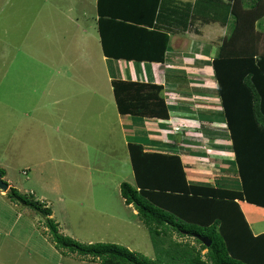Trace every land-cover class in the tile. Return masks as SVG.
I'll return each mask as SVG.
<instances>
[{
	"label": "trees",
	"instance_id": "16d2710c",
	"mask_svg": "<svg viewBox=\"0 0 264 264\" xmlns=\"http://www.w3.org/2000/svg\"><path fill=\"white\" fill-rule=\"evenodd\" d=\"M223 1L197 0L186 12L179 7L165 12L162 0H98V31L108 59L164 63L170 36L161 27L162 17L184 32L196 21L224 25L234 20L232 35L220 47L213 70L241 189L189 184L179 156L146 153L130 143L136 187L123 182L120 191L149 231L156 251V259L150 260L116 243L84 244L61 234L47 204L9 187L8 200L42 216L51 241L64 255L101 264H264V234L254 235L239 205L246 201L264 207V53L254 30L264 16V0H255L243 12L241 0ZM237 34L244 35L245 49L232 54L229 45ZM112 89L121 115L169 120L162 86L115 79ZM0 172L4 178V170ZM173 232L194 238L201 247L172 242ZM199 237L210 239L211 246Z\"/></svg>",
	"mask_w": 264,
	"mask_h": 264
},
{
	"label": "rangeland",
	"instance_id": "374dc122",
	"mask_svg": "<svg viewBox=\"0 0 264 264\" xmlns=\"http://www.w3.org/2000/svg\"><path fill=\"white\" fill-rule=\"evenodd\" d=\"M95 10L96 0H0V161L10 168V175L21 188L20 192L31 197L29 191H36L38 179L28 180L23 170L30 168V164L27 165L30 156L40 154L32 144L36 141L35 136L40 134L35 129L23 132V138L28 141L21 149L15 150V105L21 104L22 111H38L36 115L52 110L68 113L71 119L75 118L72 125L76 126L73 130L75 139L64 137V142L68 140L71 148L72 161L84 163L93 172L89 174V169L85 170L80 164H60L57 160L68 148L60 150L57 145L49 148V158L54 159L49 170L54 169L55 179L63 190L62 201L49 196L55 201L56 218H52L56 222L59 220L60 233L84 244L117 243L155 260L156 251L148 229L121 196L120 181L134 187L136 184L130 165L119 167L116 161L117 156L126 161L124 163L128 162L127 148L115 118L117 107L111 84L107 82L113 70L102 62L99 36L88 19L96 13ZM84 14L87 15L85 25L82 22ZM78 18H81L80 26L73 22ZM20 48L23 52L18 50ZM91 88L98 92H95L96 96ZM11 126L8 131L6 128ZM61 132H64L63 126ZM62 134H53L50 142L55 143ZM45 141L48 143L47 139ZM115 166L118 168L111 175L109 170ZM215 166V169L222 170L218 164ZM229 169L231 177L227 184L234 187L236 172L231 167ZM103 171L106 172L101 175ZM214 174H218L219 179H214L215 184L225 183L220 172ZM37 216L42 218L45 237L55 250V261L46 264H56L59 257L55 256L63 255V252L51 241L44 218ZM170 238L175 243L201 247L194 238L181 237L176 232L170 234ZM159 241L162 248L164 237ZM40 244L45 250L44 242ZM64 257L62 264H101L76 255L65 254ZM40 261L45 264L43 259ZM22 262L29 264V259L24 257ZM36 264L40 262L37 260Z\"/></svg>",
	"mask_w": 264,
	"mask_h": 264
},
{
	"label": "crops",
	"instance_id": "0c3cea01",
	"mask_svg": "<svg viewBox=\"0 0 264 264\" xmlns=\"http://www.w3.org/2000/svg\"><path fill=\"white\" fill-rule=\"evenodd\" d=\"M196 1L162 0L161 3L166 6L165 12H171L175 7H179V11L186 12L188 6H193ZM254 1L241 0L240 5L242 8L239 11L247 10L248 6L253 4ZM223 2L225 4L231 3L230 0H224ZM83 12L85 13V11ZM95 12L88 19L92 21V29H95L99 36V47L102 52L98 31V0H96ZM86 16L84 14L82 18L84 25ZM80 20L81 18H78L73 20V22L80 26L82 25ZM233 24V19H230L229 23L224 25L218 22L202 24L196 21L191 26L190 31L184 32L179 27H172L169 19L162 17L161 27L167 28L170 36L164 63L117 61L108 59L104 55L102 56L104 65L113 70V75L109 74L107 79V82L111 84V89L112 81L115 79L154 83L163 87L162 97L170 107L169 120L132 117L121 115L118 110L116 111L115 118L123 134L128 162L124 163L126 161L119 159L117 156L116 161L119 163V167L130 165V173L133 175L135 184L136 179L129 152L130 143L140 145L146 153L179 156L185 167L189 184L234 190L241 189L213 70V60L217 57L224 40L232 35ZM254 30L261 39L260 52L264 53V16H261L256 21ZM244 39L243 34H237L232 45H229V52L232 54L242 52L246 44ZM83 45V51L86 54V41H84ZM18 50L23 52L22 48ZM51 64L54 66L53 59H51ZM68 67L70 68V66ZM53 68H51L52 73L54 71ZM96 85L98 86V81ZM95 92L98 94L97 91L93 90V96L97 95ZM53 103L55 105V102ZM22 108L21 104L15 105L16 120L13 127L15 132V150H17L16 148L21 149L24 143L28 141L23 138V132L28 133L29 130L33 129L38 131L40 136H35L36 141H32V144H35L36 148L40 150V154H36L35 157L30 156V160L27 163V165L30 164V168L24 169L23 171L25 172L23 174L28 180L34 181L36 178L38 179L39 187L36 186V191L30 190L29 194L35 200L42 201L53 209L54 215L52 217L55 219V201L49 196L58 197L62 201L63 190L60 182L55 179L54 169L49 170V164L53 163L54 159L49 158L48 150L53 148L54 145H57L60 150L68 148L67 152L61 156L62 158L57 161L62 165L70 166L75 163L72 161L68 140L64 142V137L75 139L73 130H75L76 126L72 125L75 118L71 119L70 115L62 110H52L36 115L38 111H22ZM101 113L104 117L105 114ZM23 117L26 119L24 120ZM23 122L27 124L22 126ZM78 122L80 123V121ZM62 126L63 134L61 132ZM11 128L12 126L6 129L10 131ZM56 133H61L62 137H58L55 143H51L50 140L53 139V134ZM45 139H47L48 143ZM75 164L78 165L80 163ZM216 164L222 170L215 169ZM80 165L85 170L89 169V174L92 175L93 170L90 167H87L84 163ZM118 166L109 170L112 173L111 175L115 174L114 169L118 168ZM230 167L236 172L234 178H237V182H235L236 185L234 187H230L227 184L231 177ZM0 170H4V180L9 184V187L19 188L20 191L21 188L10 175V168L1 161ZM215 171L222 174V177L225 178V183H214V179L219 181L217 178L218 174H214ZM105 172H101V175ZM121 183L123 181L119 182L120 185ZM37 192L47 196L40 195ZM239 205L254 235L264 234V207L246 201L239 202ZM129 208L133 209L134 215H138L133 206H129ZM57 222H59L58 219ZM41 226L42 218L38 217L37 213H34L29 208L11 203L6 196V192L0 190V264H23L22 260L24 257L29 259V264H36L37 260L40 264H43L40 259H43L45 264L47 262L52 263L55 250L50 244V240L45 237L46 231ZM41 242L46 245L45 250L41 248ZM64 256V254L55 256L59 257L55 263L62 264Z\"/></svg>",
	"mask_w": 264,
	"mask_h": 264
},
{
	"label": "water",
	"instance_id": "95a60500",
	"mask_svg": "<svg viewBox=\"0 0 264 264\" xmlns=\"http://www.w3.org/2000/svg\"><path fill=\"white\" fill-rule=\"evenodd\" d=\"M0 190L3 192H8L9 184L4 180L2 173L0 172ZM199 239L205 244V246H211V240L208 238L199 237Z\"/></svg>",
	"mask_w": 264,
	"mask_h": 264
}]
</instances>
